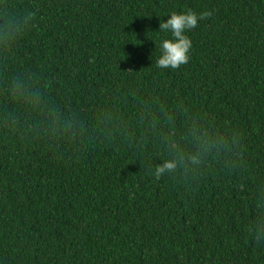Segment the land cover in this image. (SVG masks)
Masks as SVG:
<instances>
[{
  "label": "trees",
  "instance_id": "obj_1",
  "mask_svg": "<svg viewBox=\"0 0 264 264\" xmlns=\"http://www.w3.org/2000/svg\"><path fill=\"white\" fill-rule=\"evenodd\" d=\"M0 264H264V0H0Z\"/></svg>",
  "mask_w": 264,
  "mask_h": 264
},
{
  "label": "clouds",
  "instance_id": "obj_2",
  "mask_svg": "<svg viewBox=\"0 0 264 264\" xmlns=\"http://www.w3.org/2000/svg\"><path fill=\"white\" fill-rule=\"evenodd\" d=\"M211 12H204L199 17L192 11H187L186 13H177L173 11L167 21H161L160 30L164 32H171V38H163L161 47V55L159 56L156 66L158 68H178L183 64H187L189 61V51L191 48V40L187 35H185L186 30L193 29L198 24V19H205L211 16ZM14 25L8 23V34L11 36L13 34ZM13 94H17L14 91ZM190 135L195 138L198 145L197 152L195 154H190L188 159L192 163L198 162V156L201 154L202 150H207V141L205 137L198 133L195 129H191ZM179 159H168L162 164L158 165L155 170V178L159 179L164 173L171 172L178 167ZM253 242L260 243L258 237L253 239Z\"/></svg>",
  "mask_w": 264,
  "mask_h": 264
}]
</instances>
